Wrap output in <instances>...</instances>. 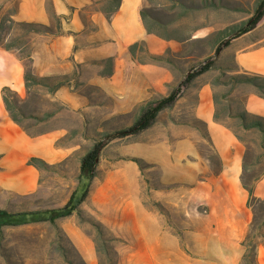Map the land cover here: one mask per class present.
<instances>
[{
    "label": "rangeland",
    "instance_id": "1",
    "mask_svg": "<svg viewBox=\"0 0 264 264\" xmlns=\"http://www.w3.org/2000/svg\"><path fill=\"white\" fill-rule=\"evenodd\" d=\"M183 1L187 8L184 15L173 0L144 3L149 15L162 20L168 33L181 39L166 40L150 34L139 41L136 59L128 51L124 58L123 54L118 58L117 83L111 82L107 91L88 81L107 68L101 58L74 65L67 74L66 86L73 85L83 96L78 107L52 97L49 88L39 84H32L21 98L20 107L26 115L53 112L52 117L39 122L23 119L22 125L32 132L65 128L62 142L75 145L78 156L41 169L39 186L32 193L0 191V207L8 211L52 208L65 203L77 180L80 154L103 134L133 123L148 103L180 85L199 62L207 58L215 62L210 70L182 85L180 96L162 109L147 129L134 136L103 141L84 200L86 210L79 206V212L55 223L2 228L0 264H87L68 235L72 227L97 241L94 264H144L147 256L143 253V235L149 234L143 230L148 221L155 224L154 230L149 229L150 235L167 233L176 237L181 250L176 260L187 264L202 252L204 243L199 236L206 233L205 188L221 170L222 156L226 158L235 151L230 138L240 144L241 159L247 164L241 184L252 187L255 199L264 198V134L240 132L244 141L237 140L231 130H237L235 120L226 117L213 101V94L224 104L231 99L235 112L251 89L242 84L233 87L229 79L236 73L232 57L221 51L214 55V49L219 40L230 37L233 27L251 16L259 0ZM13 8L11 3L0 12V44L18 50L26 65L31 38L49 33L31 31L8 20ZM258 26L264 30V17ZM50 28L56 31L55 20H51ZM96 29L87 20L79 43H86L87 35ZM97 39V35L91 39L95 46L103 42ZM215 108L219 119L213 117ZM255 189H260L263 197H256ZM246 203L252 214L250 222L260 225L252 232L253 239L262 240L264 204L254 199ZM93 222L99 225L102 238Z\"/></svg>",
    "mask_w": 264,
    "mask_h": 264
},
{
    "label": "crops",
    "instance_id": "2",
    "mask_svg": "<svg viewBox=\"0 0 264 264\" xmlns=\"http://www.w3.org/2000/svg\"><path fill=\"white\" fill-rule=\"evenodd\" d=\"M11 3L14 8L9 16L16 23L50 26L51 20H59L60 33L38 34L31 38L30 69L36 76L68 74L74 65L112 57L111 74L98 73L88 80L107 91L111 82L117 83L115 73L121 54L124 58V52L128 51L131 43L143 41L150 35L139 13L144 0H120L119 6L113 8L111 13L107 0H0V12ZM87 20L97 29L94 34L87 35L86 43L81 44L79 39L84 33ZM258 25L232 38L228 45L222 47L221 53L231 55L240 71L264 76V30L260 31ZM94 35L99 36L97 40H103L98 46L93 45L91 40ZM24 72L25 62L18 50L0 45V191L17 195L32 193L39 186L41 170L27 164L30 157L40 158L51 166L78 156L75 145L62 142L65 128L56 127L30 136L10 118L2 100V90L8 87L23 98L26 93ZM66 84L56 89L54 97L78 107L79 99L83 96L73 85ZM243 106L246 111L264 117V98L251 90L245 94ZM224 131L229 134L228 129ZM230 141L235 151L230 152L226 158L222 156L221 170L206 184L207 211L203 220L206 233L199 236L201 243H204V246L201 244L202 252L190 258L187 264H240L244 252L241 242L252 214L246 203L247 191L241 184L243 169L240 144L234 138H230ZM76 183L77 180L70 192ZM262 193L260 189L254 190L256 197H263ZM84 203H80L81 209H85ZM150 227L154 230V222L148 221L143 230L149 234L143 235V253L147 256L144 264H184L176 260L181 254L176 237L167 233L150 235ZM68 235L76 243L87 264H94L95 247L92 238L76 227H72ZM256 262L264 264V243L256 249Z\"/></svg>",
    "mask_w": 264,
    "mask_h": 264
},
{
    "label": "trees",
    "instance_id": "3",
    "mask_svg": "<svg viewBox=\"0 0 264 264\" xmlns=\"http://www.w3.org/2000/svg\"><path fill=\"white\" fill-rule=\"evenodd\" d=\"M154 0H144V3L151 4ZM174 4L178 5L179 8L183 9L181 15H184L187 10L186 4L183 0H173ZM111 11L113 8H117L120 4V0H107ZM142 5L140 9V18L141 22L148 34H153L159 36L166 40H180L181 37L168 33V29L165 23L155 18L148 13V9L146 4ZM264 17V0H259L253 13L251 16L244 21L240 26H235L232 28V34L230 37L225 38L224 40H219L215 49L214 55H218L221 51L222 47L229 44L232 38L243 35L253 29ZM8 20L14 22L10 17ZM56 22V31H53L50 26L39 24V23H26V22H18L21 27L29 28L31 31L35 32H48L49 34L60 33V24L57 18H54ZM4 22V21H3ZM16 23V22H15ZM158 29H163L165 32L161 33ZM139 44V41L133 42L128 46L129 54L132 58L136 57V47ZM2 47L6 49H13L10 44H0ZM27 58V64L25 65L24 72V82H25V90L26 93L29 92L32 84H39L48 87L49 93L52 97H54V93L58 87L68 83L69 78L67 74L56 75V76H36L31 72L30 69V53L25 56ZM102 62L106 63L107 68L105 70L100 71L101 75H109L112 71L113 58L107 57L102 60ZM214 59L207 58L206 60L199 62L197 66L191 68L182 80L181 84L172 89L166 96H163L151 103H148L146 107L142 110L139 117L130 125L125 128L116 129L112 132L103 134V138L95 141L93 145L81 156L79 162V171L77 175V183L73 190L70 192L67 200L61 206L52 207V208H41V209H25L19 211H8L5 208H0V231L4 227L11 226H22V225H30L33 223L39 222H48L55 223L57 219L67 217L73 213L79 212V205L88 195L90 190V185L92 179L95 175V169L98 162V158L101 152V149L104 146V140L110 141L115 138H125L129 136H134L139 134L140 132L147 129L155 120L157 114L164 109L165 107L171 105L175 102V100L180 96L181 89L180 87L188 82L192 81L196 76L201 75L208 70H210L214 66ZM233 70L236 72L229 76V79L234 85L242 84L248 85L251 87V91L256 95L264 98V76L255 73H247L240 71L237 66L234 64ZM55 78V81L52 83V79ZM57 79V80H56ZM226 84V83H224ZM2 100L4 106L10 116V118L18 124L23 131L27 135L33 136L38 133H42L44 131L32 132L28 130L24 125H22L23 119H33L36 122L43 121L49 119L53 116V112H45L42 116H33L26 115L21 110L20 101L21 98L17 96L15 92L10 90L8 87H4L2 90ZM213 101L215 107H219V109L226 114V117L232 118L235 120L236 129H231L234 136L237 140L243 142L244 138L242 133L248 132H260L264 134V117L250 113L245 110L243 103H238L237 110L232 112L231 103L232 100H229V103L224 104L223 102H219V97L213 94ZM219 104V106H217ZM213 117L215 119H219L218 108L214 110ZM27 164L34 166L35 168L41 170L48 168V165L40 158L30 157L27 160ZM247 168L246 162L242 161V169L245 171ZM247 191V200L250 202L251 200H255L260 204H264V198L255 199L253 196L252 187L244 186ZM250 205V204H249ZM97 230L99 231L100 238H102V233L99 228V225L96 222H93ZM260 225H255L254 222H250L249 228L243 238L241 244L244 247V252L241 257L240 264H257L256 262V249L258 245L264 243V236H262V240H255L253 237L255 236L252 232ZM95 246L97 245V241L94 240ZM98 251V248H97ZM102 264V263H99Z\"/></svg>",
    "mask_w": 264,
    "mask_h": 264
}]
</instances>
